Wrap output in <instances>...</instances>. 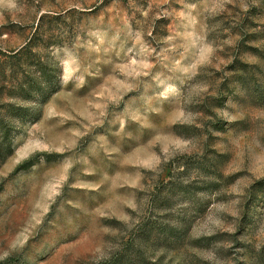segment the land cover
Segmentation results:
<instances>
[{"label":"rangeland","instance_id":"374dc122","mask_svg":"<svg viewBox=\"0 0 264 264\" xmlns=\"http://www.w3.org/2000/svg\"><path fill=\"white\" fill-rule=\"evenodd\" d=\"M2 142L0 264H264V0H0Z\"/></svg>","mask_w":264,"mask_h":264},{"label":"trees","instance_id":"16d2710c","mask_svg":"<svg viewBox=\"0 0 264 264\" xmlns=\"http://www.w3.org/2000/svg\"><path fill=\"white\" fill-rule=\"evenodd\" d=\"M2 144H3V142L0 143V163H4L7 160V158L10 157L11 154H12L11 147H5V149H4L2 147L4 145H2ZM30 165H31V163H27V164L23 165L20 168L24 169V168H27ZM111 264H137V263H135V261L129 257V254H126V255H122V256L118 257Z\"/></svg>","mask_w":264,"mask_h":264}]
</instances>
